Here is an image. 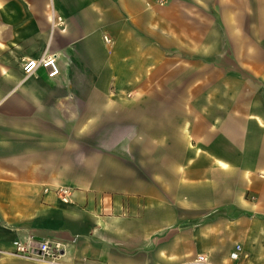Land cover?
I'll return each instance as SVG.
<instances>
[{
  "label": "crops",
  "instance_id": "1",
  "mask_svg": "<svg viewBox=\"0 0 264 264\" xmlns=\"http://www.w3.org/2000/svg\"><path fill=\"white\" fill-rule=\"evenodd\" d=\"M0 264H264V0H0Z\"/></svg>",
  "mask_w": 264,
  "mask_h": 264
},
{
  "label": "built area",
  "instance_id": "2",
  "mask_svg": "<svg viewBox=\"0 0 264 264\" xmlns=\"http://www.w3.org/2000/svg\"><path fill=\"white\" fill-rule=\"evenodd\" d=\"M104 40L107 43L110 42V38L107 36L104 37ZM21 67L24 76L34 73L39 68L44 69L49 77L56 76L60 71L55 54H45L38 58H25ZM66 197V191L62 190V200H65ZM13 247V254L31 260L53 262L57 256L56 246H52L46 241L38 242L30 240L28 242H24L16 239L13 241ZM239 249V247H236V250ZM231 255L232 257H236L237 252L234 251ZM196 260L203 261L204 257L202 255H198Z\"/></svg>",
  "mask_w": 264,
  "mask_h": 264
}]
</instances>
